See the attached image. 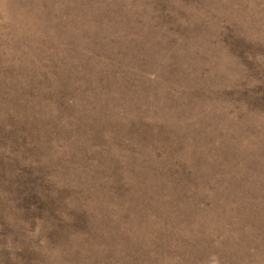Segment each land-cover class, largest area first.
<instances>
[{
    "label": "rangeland",
    "instance_id": "rangeland-1",
    "mask_svg": "<svg viewBox=\"0 0 264 264\" xmlns=\"http://www.w3.org/2000/svg\"><path fill=\"white\" fill-rule=\"evenodd\" d=\"M0 264H264V0H0Z\"/></svg>",
    "mask_w": 264,
    "mask_h": 264
}]
</instances>
